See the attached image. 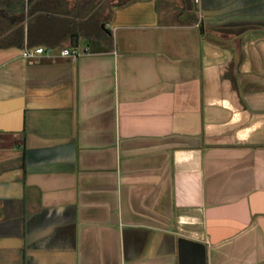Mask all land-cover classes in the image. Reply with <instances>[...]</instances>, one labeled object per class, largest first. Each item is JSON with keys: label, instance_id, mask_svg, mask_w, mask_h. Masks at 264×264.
Wrapping results in <instances>:
<instances>
[{"label": "crops", "instance_id": "crops-1", "mask_svg": "<svg viewBox=\"0 0 264 264\" xmlns=\"http://www.w3.org/2000/svg\"><path fill=\"white\" fill-rule=\"evenodd\" d=\"M81 1L0 32V264H264V0Z\"/></svg>", "mask_w": 264, "mask_h": 264}, {"label": "trees", "instance_id": "trees-1", "mask_svg": "<svg viewBox=\"0 0 264 264\" xmlns=\"http://www.w3.org/2000/svg\"><path fill=\"white\" fill-rule=\"evenodd\" d=\"M104 1L102 6L93 12V14L88 19V36H97L100 39L103 40L104 43L108 45L113 44V35L112 33L106 31L102 28L101 23L106 22L107 16L110 15V12H108V15L106 14L104 18H101V10H107L108 5L113 4H120L122 2H126L128 0H82V6L87 10L86 13L91 12L94 7ZM33 0H0V32L6 31L9 28L14 27L21 21H23L28 11L29 13H32L31 6H32ZM33 10V9H32ZM32 39V33L29 29L28 32V42L29 45H34V43L31 42ZM77 37L73 39V42H76ZM36 45V44H35Z\"/></svg>", "mask_w": 264, "mask_h": 264}, {"label": "water", "instance_id": "water-1", "mask_svg": "<svg viewBox=\"0 0 264 264\" xmlns=\"http://www.w3.org/2000/svg\"><path fill=\"white\" fill-rule=\"evenodd\" d=\"M26 21L27 20H24L23 23H26ZM103 27L109 30V28L106 27L105 24H103ZM179 244L182 263L187 264L190 249L195 248L197 250L196 254L198 257L197 262L195 264H206L207 248L206 244L203 241H198L182 236L179 238Z\"/></svg>", "mask_w": 264, "mask_h": 264}, {"label": "built area", "instance_id": "built-area-1", "mask_svg": "<svg viewBox=\"0 0 264 264\" xmlns=\"http://www.w3.org/2000/svg\"><path fill=\"white\" fill-rule=\"evenodd\" d=\"M87 49L88 46H86L83 50L78 45L64 46L61 48V53L63 55L76 59L84 51H87ZM50 50H51L50 47H45L43 45H38V46L25 45L23 49V55L27 58L34 59V58H38L43 53H49Z\"/></svg>", "mask_w": 264, "mask_h": 264}, {"label": "rangeland", "instance_id": "rangeland-1", "mask_svg": "<svg viewBox=\"0 0 264 264\" xmlns=\"http://www.w3.org/2000/svg\"><path fill=\"white\" fill-rule=\"evenodd\" d=\"M58 49H60V47Z\"/></svg>", "mask_w": 264, "mask_h": 264}]
</instances>
